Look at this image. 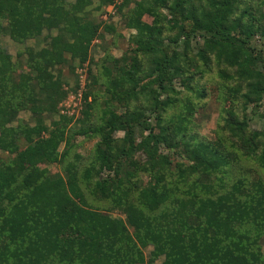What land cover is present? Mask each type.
Returning a JSON list of instances; mask_svg holds the SVG:
<instances>
[{
  "label": "trees",
  "instance_id": "16d2710c",
  "mask_svg": "<svg viewBox=\"0 0 264 264\" xmlns=\"http://www.w3.org/2000/svg\"><path fill=\"white\" fill-rule=\"evenodd\" d=\"M115 1L0 0V34L22 45L44 39L16 60L0 44V264H152L160 257L161 264H264V129H249L251 116L264 123V45H252L257 35L263 42L264 0H123L115 7L134 31L128 47L95 63L99 75L90 66L81 90L76 66L92 65L93 41L115 32L90 7L101 12ZM196 38L202 45L188 58ZM213 63L234 101L221 137L208 141L188 134L191 101L162 119L177 103L162 94L175 93L176 77L190 90L186 67L202 73ZM79 90L83 109L72 130L59 105ZM143 97L155 126L143 114ZM20 112L33 126L13 125ZM75 136L97 138L88 165L80 167L78 155L69 159ZM161 145L185 161L175 174ZM44 164L61 166L62 174ZM231 171L245 177L232 181ZM143 174L153 180L145 187Z\"/></svg>",
  "mask_w": 264,
  "mask_h": 264
},
{
  "label": "rangeland",
  "instance_id": "374dc122",
  "mask_svg": "<svg viewBox=\"0 0 264 264\" xmlns=\"http://www.w3.org/2000/svg\"><path fill=\"white\" fill-rule=\"evenodd\" d=\"M123 0H116L114 3L115 5H112L110 7L103 8L101 12L94 11V8L96 4L90 7V10H92V16L97 22H102V25H112L113 28H115L114 33H106L104 35V38L100 40H94L93 41V48H92V58H93V64H89V62L83 64L82 66H76L75 74L78 76L79 81V87L81 90H85L86 83H89L87 80V69L91 66L92 73L97 74L98 73V66H95V63L99 62L103 59L104 55L106 53H109L114 58H119L122 56V54L125 52V50L128 47V39L131 34L134 33L132 30H128L124 27L123 23V13H119L116 9V5H119L122 3ZM133 1H139V0H133ZM260 2V0H259ZM132 7V2L130 3L129 8ZM164 14L167 13L166 10H162ZM125 12V11H123ZM264 13V7L262 10V14ZM147 22H151V18H145ZM260 38L259 35L255 36V40L252 43L253 46H257L258 48H262L264 45V38L262 43H258V39ZM44 42V39L40 37L39 39L29 40L24 45L16 43L12 41L7 35L0 34V44L2 47L6 49L7 52L11 54L14 60H16L17 54L26 48V46L39 48L42 46ZM165 44H167V40L164 41ZM263 44V45H262ZM179 45V51L182 53L184 50H182L183 44L182 41L178 43ZM202 45V40L199 38L192 39L190 42V47L187 51L188 58H191V56H194L196 53V50L199 49V46ZM147 60L144 59L143 61ZM214 64V63H213ZM186 67V66H185ZM187 73L186 76L190 77L189 87L190 90L186 89L185 86L181 84V78L176 77L173 80V89L175 93L167 92L166 94H162V99L172 97L177 99V103L171 108H168L166 110V113L164 112L162 115V119L167 120L169 118H174L175 115H177L180 112H183V106L184 103L187 101H191L193 106L196 107L195 112L193 113L191 117V125L188 127V134L193 135L198 139H205L208 141H213L217 137H221L222 130H224V121L223 119L226 117V113L224 111L229 107H233V98L230 96L229 93H227V82L223 80L219 76L220 67L218 68L215 64L213 65L212 69H201V71H197L198 68H195L194 66H187ZM99 75V74H97ZM64 76L67 81V88H72L74 85V77L70 75L68 71L64 72ZM103 80L101 76H99V81ZM152 88L154 90H159L158 85H153ZM97 89H100L98 87ZM79 90L77 93H71L67 96V98L61 102L59 105V115L67 116L69 118H73L72 122L68 126V129H77L79 124L77 123V120L80 118L81 111L83 109V100L82 95L78 100L79 93L81 92ZM203 93V97L199 98L198 93ZM90 100V99H89ZM101 101V99L99 100ZM143 114L145 117L150 118L148 122H150L151 125L155 126V117L156 115L148 110L147 108V102L145 101V98L143 97ZM99 114L96 112V115L91 118V121L96 123L98 122ZM55 119H58V116L54 117ZM252 120L249 124V129L254 131L258 130L261 131L264 129V123L262 120H260L257 116H251ZM52 118H46V124L49 125L50 120ZM25 125L30 124L33 126V119L31 118L30 114L28 112H20L18 114V118L16 122H14L13 125ZM156 128V127H155ZM223 128V129H222ZM226 131V130H225ZM155 132H157V129H155ZM225 143H229V134L226 131L224 133ZM123 137L122 132H118L115 135V138H121ZM97 142V138L91 139V138H84L83 136H75L72 138L71 143L73 145L72 147V153L69 156L70 160H74L76 156L78 155L80 158V162L78 165L80 167L84 165H88L90 160L93 157V148L95 143ZM64 144L60 146V151L64 148ZM159 151L162 152L164 155H167L171 161V165L169 166L170 173H176V165L179 163L185 162L180 156L175 154V149H169L165 145H161L159 148ZM180 152H183L182 148H180ZM241 157L240 155H237V158ZM243 157V156H242ZM135 158L137 160H140L141 162L145 161L146 158L144 154L137 153L135 155ZM243 162V161H242ZM44 168H47L50 173H61V166L54 165V164H44L42 165ZM233 171V170H232ZM230 173V180L234 181L237 180V178H244V173L239 174L236 173ZM254 176H257V174H253ZM262 178L264 181V175L261 174V176H258ZM174 175L170 177V174H166L165 182L168 184V187L173 189V182L171 180H174ZM140 180L143 182V187L147 185L148 182L150 184L153 182L149 175L143 174V177L140 178ZM90 202H92L93 205L97 206L101 210H104L107 205L102 203H96L95 200L92 198H89ZM114 217L119 218V213H113ZM152 251V247L149 246L147 249H144L143 253L146 257V259L149 258V253ZM264 251V247H263ZM163 258L160 257L153 261L152 264H161Z\"/></svg>",
  "mask_w": 264,
  "mask_h": 264
},
{
  "label": "built area",
  "instance_id": "2783aa9c",
  "mask_svg": "<svg viewBox=\"0 0 264 264\" xmlns=\"http://www.w3.org/2000/svg\"><path fill=\"white\" fill-rule=\"evenodd\" d=\"M80 97H81V92L79 93L78 100H79Z\"/></svg>",
  "mask_w": 264,
  "mask_h": 264
}]
</instances>
